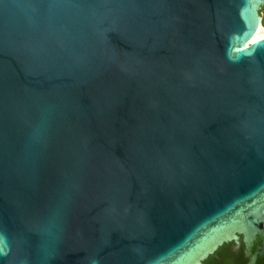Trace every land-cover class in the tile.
Here are the masks:
<instances>
[{"label":"water","instance_id":"water-1","mask_svg":"<svg viewBox=\"0 0 264 264\" xmlns=\"http://www.w3.org/2000/svg\"><path fill=\"white\" fill-rule=\"evenodd\" d=\"M0 264H264V0H0Z\"/></svg>","mask_w":264,"mask_h":264}]
</instances>
